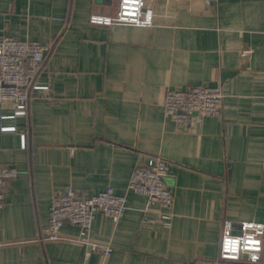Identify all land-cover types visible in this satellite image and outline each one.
<instances>
[{"label":"crops","instance_id":"crops-1","mask_svg":"<svg viewBox=\"0 0 264 264\" xmlns=\"http://www.w3.org/2000/svg\"><path fill=\"white\" fill-rule=\"evenodd\" d=\"M145 1L151 25L89 21L119 0H0V35L53 46L34 80L48 88H30L26 116L0 120V167L23 171L0 208V264L103 262L90 244L40 240L54 194L69 187L126 195L119 221L99 211L89 231L113 246L106 264H264V253L220 257L225 221L264 223V0ZM210 92L219 111L200 119ZM152 154L171 164L170 226L128 190Z\"/></svg>","mask_w":264,"mask_h":264},{"label":"built area","instance_id":"built-area-1","mask_svg":"<svg viewBox=\"0 0 264 264\" xmlns=\"http://www.w3.org/2000/svg\"><path fill=\"white\" fill-rule=\"evenodd\" d=\"M92 24H134L151 25L154 11L145 0H119L114 14L92 13ZM51 43L23 39L8 33L0 35V107L8 108V113L0 112V120L26 116L29 111L30 88L47 89L34 85V80L43 66ZM196 109L200 119L208 112H218L221 94L199 95ZM2 130H16V126H2ZM22 134V145L26 138ZM170 161L160 154H152L148 161L136 166L132 172L128 190L147 197L149 206L160 208L159 220L170 226L173 218L174 194L167 183ZM23 171L16 166L0 167V208L6 204L7 188L11 180ZM128 208L126 195L118 194L111 187L92 195L79 194L73 187L55 193L48 224L41 233L40 240H71L90 244L94 252L100 254L103 262L111 255L113 246L108 242L92 241L89 231L96 214L101 211L114 221H119ZM81 227L77 237L62 233L65 223ZM264 253V223L241 221L235 224L225 221L220 241V257L237 262L258 263Z\"/></svg>","mask_w":264,"mask_h":264}]
</instances>
